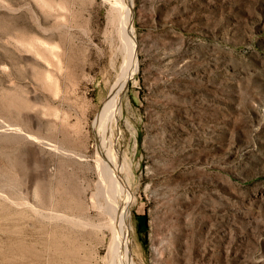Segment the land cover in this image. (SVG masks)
Returning a JSON list of instances; mask_svg holds the SVG:
<instances>
[{
  "label": "rangeland",
  "instance_id": "rangeland-1",
  "mask_svg": "<svg viewBox=\"0 0 264 264\" xmlns=\"http://www.w3.org/2000/svg\"><path fill=\"white\" fill-rule=\"evenodd\" d=\"M112 3L0 0V264H111L126 199L131 264H264V0L126 1L103 124Z\"/></svg>",
  "mask_w": 264,
  "mask_h": 264
},
{
  "label": "bare ground",
  "instance_id": "bare-ground-1",
  "mask_svg": "<svg viewBox=\"0 0 264 264\" xmlns=\"http://www.w3.org/2000/svg\"><path fill=\"white\" fill-rule=\"evenodd\" d=\"M126 1L128 2V0H115V3L116 4L114 6V8L116 9V6L117 7H121L123 9V16L121 17L122 20H120V23L119 25H121V38L123 39V42L125 46L124 47V50H125V53L127 54V64L125 66V69L123 71V73L119 76L118 79H116L117 81H115L114 85L112 86V88L110 89V92H109V95H108V99L103 103V105L101 106V109L99 110V113H98V116H97V121L98 123H103V124H107L108 122H112L114 121V119L116 118V114L119 112L118 111V105L121 103H119V98H120V94L123 90V88L125 87L126 83H127V79L130 77L133 69H134V65H135V62L133 61L134 60V57H133V41H132V28L130 26V20H131V16H130V9L128 7V5H126ZM118 8V10H119ZM117 10V11H118ZM120 11V10H119ZM120 16V15H119ZM120 18V19H121ZM119 19V18H118ZM122 41V40H121ZM44 44V43H43ZM37 54V53H36ZM47 77V76H45ZM48 79V78H47ZM51 79V78H50ZM49 83V82H48ZM51 83V82H50ZM56 145V144H55ZM59 147V146H58ZM102 147V145H101ZM68 151V150H67ZM68 153V152H67ZM73 153V152H72ZM101 153L103 154L104 156V152L101 151ZM77 155V154H76ZM75 155V156H76ZM108 156V155H107ZM100 158L98 159L97 158V161L99 163L102 162L103 164V159L99 162ZM105 162V161H104ZM109 163L114 164L112 163L110 160H109ZM105 164V163H104ZM103 164V165H104ZM100 166V165H99ZM115 166V164H114ZM102 167V166H101ZM107 167V166H106ZM99 169V168H98ZM103 170V169H102ZM114 170L116 171L115 172V175L116 173H118V175H120L119 173V169H116V167H114ZM108 171V170H106ZM110 171H113L110 169ZM109 171V172H110ZM101 172V171H100ZM108 172V173H109ZM114 173V172H113ZM104 174L107 175V173H105V170H104ZM111 174V173H110ZM103 175V174H102ZM105 175V176H106ZM109 175V174H108ZM108 175L106 177H108ZM112 176V175H111ZM110 176V177H111ZM100 177V175H99ZM105 177V178H106ZM112 178V177H111ZM102 179V178H101ZM100 179V180H101ZM107 179V178H106ZM113 181V178L111 179ZM102 181H104L103 183H106L105 180L102 179ZM101 181V182H102ZM115 182V181H113ZM115 184V183H114ZM102 185V184H101ZM107 185V184H106ZM105 185V186H106ZM117 185V183H116ZM102 188H104L102 186ZM101 188V189H102ZM106 188V187H105ZM117 188V187H116ZM100 189V191H101ZM107 189V188H106ZM110 189V188H109ZM115 189V188H113ZM104 190V189H103ZM109 191V190H107ZM103 192V191H102ZM104 192H106L104 190ZM110 193V192H109ZM108 192L105 193V195L109 194ZM36 194V193H35ZM2 197V195H1ZM37 197V196H36ZM6 198V197H5ZM9 198V197H8ZM108 198V197H106ZM125 198V197H124ZM14 199V198H13ZM109 199L111 200V198L109 197ZM109 199H107V201L111 204V207H112V201H110ZM10 201V200H9ZM18 203V202H17ZM30 203V202H29ZM122 203V202H121ZM26 204V203H25ZM24 204V205H25ZM123 204V203H122ZM121 204V205H122ZM128 204V199H126V201L124 202L123 206H117L116 204L114 205V207L111 209V211H108V213L112 215V217L108 218L107 220V224H105V227L109 228L110 229V232H111V235H110V238H109V242H108V252H109V255H110V263L112 264L113 262H115V260H117L119 263L118 264H131V260H130V257L129 255H131L130 253V249L128 247V240H126L125 238L127 237L126 236V231L123 229V222L125 220V211H126V206ZM16 206V205H15ZM31 207V206H30ZM33 207V206H32ZM107 208V206L105 207ZM26 209V208H25ZM35 210V208H34ZM8 211V210H7ZM21 211V210H19ZM18 211V212H19ZM39 211V210H38ZM17 212V211H16ZM37 212V210L35 211ZM20 213V212H19ZM18 213V214H19ZM38 213V212H37ZM51 213V212H50ZM57 213V212H56ZM47 213H45L46 215ZM64 216V215H63ZM42 217V216H41ZM40 217V218H41ZM65 217V216H64ZM60 218V217H59ZM91 219V218H90ZM49 220V219H48ZM83 222V220H79V221H76V222ZM3 222V221H2ZM73 223V222H72ZM41 224V223H40ZM87 226H89L88 228L91 227V229L93 230H97V229H100L101 228V224L100 223H96L94 222L93 220L89 221L87 220V222L85 223ZM76 225V224H75ZM1 226V225H0ZM77 227V226H76ZM81 227V226H80ZM2 228V227H1ZM4 229V228H2ZM9 228V227H8ZM3 231V230H2ZM38 232V231H37ZM42 232V231H41ZM7 235V234H6ZM9 235V234H8ZM18 235V234H17ZM5 236V235H4ZM118 236V240H117V237ZM13 237V236H11ZM22 237V236H21ZM45 237V236H44ZM19 238V237H18ZM24 238V237H22ZM43 238V237H42ZM10 239V238H9ZM17 239V238H16ZM5 240V239H4ZM8 242V241H7ZM6 242V243H7ZM10 242V241H9ZM23 242V241H22ZM3 243V242H0V244ZM5 243V245H6ZM13 242H11L12 244ZM15 243V242H14ZM4 244V243H3ZM1 244V245H3ZM8 244V243H7ZM24 244V243H23ZM10 245V244H9ZM13 246V249H14V245L12 244ZM11 246V247H12ZM17 246V244H16ZM1 247V246H0ZM4 247V246H3ZM8 247V245H7ZM6 246L4 247L5 249V252L7 253V249H9L8 251H11L13 249L10 250V248H7ZM33 247V246H32ZM31 247V248H32ZM35 247V246H34ZM48 247V246H47ZM16 248V247H15ZM18 249V247H17ZM21 250V249H20ZM25 251V250H24ZM30 251V250H29ZM37 251V250H36ZM2 252V251H1ZM0 252V254H1ZM12 252V251H11ZM33 252V251H31ZM40 252V251H39ZM30 253V252H29ZM36 253V252H35ZM4 254V253H2ZM10 254V253H9ZM32 254V253H31ZM6 255V254H4ZM12 255V254H11ZM36 256V254H34ZM1 256V255H0ZM6 257V256H5ZM1 258H3V255L1 256ZM7 258V257H6ZM5 258V259H6ZM9 259V258H8ZM2 262V261H1ZM8 262V260H7Z\"/></svg>",
  "mask_w": 264,
  "mask_h": 264
}]
</instances>
